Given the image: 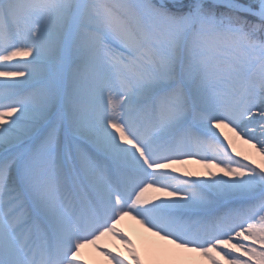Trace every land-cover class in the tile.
<instances>
[{"label": "snow or ice", "instance_id": "obj_1", "mask_svg": "<svg viewBox=\"0 0 264 264\" xmlns=\"http://www.w3.org/2000/svg\"><path fill=\"white\" fill-rule=\"evenodd\" d=\"M0 264H264V0H0Z\"/></svg>", "mask_w": 264, "mask_h": 264}, {"label": "bare ground", "instance_id": "obj_2", "mask_svg": "<svg viewBox=\"0 0 264 264\" xmlns=\"http://www.w3.org/2000/svg\"><path fill=\"white\" fill-rule=\"evenodd\" d=\"M237 149L241 152L243 151H247V146L246 145H243L242 143H240L239 141H237ZM186 168L190 169V170H193V171H200V172H203L204 169L201 168L200 165H197L195 163H192V164H189V165H186L185 166ZM214 171H218V170H214ZM129 224H134V222H128ZM138 229V226H134Z\"/></svg>", "mask_w": 264, "mask_h": 264}, {"label": "rangeland", "instance_id": "obj_3", "mask_svg": "<svg viewBox=\"0 0 264 264\" xmlns=\"http://www.w3.org/2000/svg\"><path fill=\"white\" fill-rule=\"evenodd\" d=\"M246 151V150H245ZM244 152V151H243Z\"/></svg>", "mask_w": 264, "mask_h": 264}]
</instances>
